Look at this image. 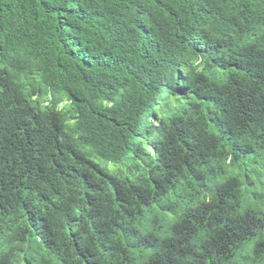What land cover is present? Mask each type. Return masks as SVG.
<instances>
[{
  "label": "trees",
  "instance_id": "1",
  "mask_svg": "<svg viewBox=\"0 0 264 264\" xmlns=\"http://www.w3.org/2000/svg\"><path fill=\"white\" fill-rule=\"evenodd\" d=\"M0 264H264V0H0Z\"/></svg>",
  "mask_w": 264,
  "mask_h": 264
}]
</instances>
